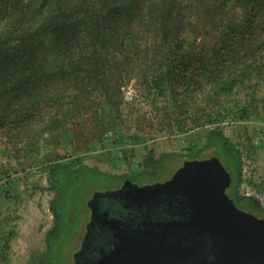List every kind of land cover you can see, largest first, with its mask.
Returning <instances> with one entry per match:
<instances>
[{
	"label": "trees",
	"instance_id": "trees-1",
	"mask_svg": "<svg viewBox=\"0 0 264 264\" xmlns=\"http://www.w3.org/2000/svg\"><path fill=\"white\" fill-rule=\"evenodd\" d=\"M259 25L264 27V0H0V119L13 108L48 109V132L42 131L47 134L90 111L96 118L110 115L119 110L120 83L135 63L151 71L156 86L168 88L179 115L191 120L190 129L218 123L243 75L255 69L256 78L264 79V38L250 43ZM234 41L258 49L243 56L236 76L229 72L237 55L220 47ZM196 46H207L211 56ZM256 94L251 91L241 117L250 113ZM202 149L224 157L229 196L238 208L264 218V208L237 194L240 152L218 135ZM164 160L152 163V173L128 179L149 178ZM72 173L79 172L56 165L50 175L57 180Z\"/></svg>",
	"mask_w": 264,
	"mask_h": 264
},
{
	"label": "rangeland",
	"instance_id": "rangeland-1",
	"mask_svg": "<svg viewBox=\"0 0 264 264\" xmlns=\"http://www.w3.org/2000/svg\"><path fill=\"white\" fill-rule=\"evenodd\" d=\"M262 38L259 25L250 43ZM220 47L237 55L229 72L235 76L243 69V56L258 50L235 41ZM196 49L211 56L207 46ZM254 70L234 88L226 118L195 129L185 112H177L168 88L156 86L151 71L136 69L135 63L120 83L119 110L110 115L96 118L90 111L65 130L44 134L48 109L8 111L0 119V264H72L92 195L112 191L141 171L152 173V163L162 158L160 169L139 184L164 182L187 160L215 156L224 166L219 151L202 149L213 135L242 156L237 194L264 208V79ZM253 90L257 99L243 118L240 110ZM56 165L79 173L54 180L50 174Z\"/></svg>",
	"mask_w": 264,
	"mask_h": 264
},
{
	"label": "water",
	"instance_id": "water-1",
	"mask_svg": "<svg viewBox=\"0 0 264 264\" xmlns=\"http://www.w3.org/2000/svg\"><path fill=\"white\" fill-rule=\"evenodd\" d=\"M229 183L215 156L184 161L164 182L126 180L122 189L130 185L137 201L165 208H148L135 227L120 229L109 252L88 264H264V218L239 209L226 193ZM100 194L87 202V228Z\"/></svg>",
	"mask_w": 264,
	"mask_h": 264
},
{
	"label": "flooded vegetation",
	"instance_id": "flooded-vegetation-1",
	"mask_svg": "<svg viewBox=\"0 0 264 264\" xmlns=\"http://www.w3.org/2000/svg\"><path fill=\"white\" fill-rule=\"evenodd\" d=\"M129 180L132 184L143 186L130 179H122L120 186L112 191L101 193L96 196L93 202L94 220L87 228V224L91 220V210L89 211V220L84 227L79 248L74 255L82 249L79 256H76L77 264H88L99 259L102 255L112 249V243L116 240V234L120 229L125 227H135L141 222L142 215L148 208H165L163 206L146 205L136 200V196L132 193V187L127 185L122 189L123 183ZM229 186L226 187V193L229 196ZM230 197V196H229ZM93 198V195L89 200ZM231 198V197H230ZM235 204L233 198H231ZM236 205V204H235ZM83 245V246H82ZM74 256L72 264H74Z\"/></svg>",
	"mask_w": 264,
	"mask_h": 264
}]
</instances>
